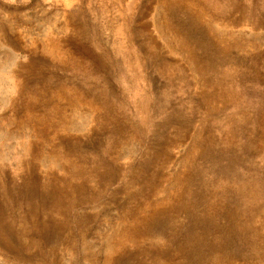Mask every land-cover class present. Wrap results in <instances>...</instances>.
I'll return each instance as SVG.
<instances>
[{
	"label": "rangeland",
	"instance_id": "1",
	"mask_svg": "<svg viewBox=\"0 0 264 264\" xmlns=\"http://www.w3.org/2000/svg\"><path fill=\"white\" fill-rule=\"evenodd\" d=\"M0 264H264V0H0Z\"/></svg>",
	"mask_w": 264,
	"mask_h": 264
}]
</instances>
